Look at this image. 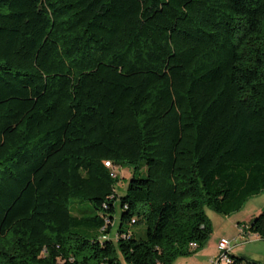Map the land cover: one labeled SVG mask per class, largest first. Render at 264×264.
<instances>
[{
    "label": "trees",
    "instance_id": "16d2710c",
    "mask_svg": "<svg viewBox=\"0 0 264 264\" xmlns=\"http://www.w3.org/2000/svg\"><path fill=\"white\" fill-rule=\"evenodd\" d=\"M262 192L264 0H0V264H174Z\"/></svg>",
    "mask_w": 264,
    "mask_h": 264
},
{
    "label": "rangeland",
    "instance_id": "374dc122",
    "mask_svg": "<svg viewBox=\"0 0 264 264\" xmlns=\"http://www.w3.org/2000/svg\"><path fill=\"white\" fill-rule=\"evenodd\" d=\"M115 169L117 170V175L120 177V182L116 189L118 195L121 197L127 193L129 180L133 172L130 168L125 166H117ZM139 175L145 176V170L142 169ZM89 206L90 204L87 202L77 203L74 205L73 209L75 213H78L79 209L88 208ZM116 208L117 211L114 215L115 223L112 234L116 244H118L115 235L120 226L122 214V207L119 199L116 201ZM263 209L264 192L252 197L241 210L229 215L219 213L207 207L206 213L213 226V233L208 243L209 246L202 248L193 255L178 257L174 264H214L221 256L219 242L222 238H228L232 241V255L257 264H264V238L258 237L255 234L246 235L242 229L246 228L252 219L260 215ZM144 229L145 226L143 224H139L134 228L137 232H142ZM223 264H226V262L223 261Z\"/></svg>",
    "mask_w": 264,
    "mask_h": 264
},
{
    "label": "built area",
    "instance_id": "2783aa9c",
    "mask_svg": "<svg viewBox=\"0 0 264 264\" xmlns=\"http://www.w3.org/2000/svg\"><path fill=\"white\" fill-rule=\"evenodd\" d=\"M106 165L108 167H112L111 162H106ZM115 175V174H113ZM244 230V228H242ZM192 246L196 247L197 244L193 243ZM219 249L221 250V256L220 258L214 262V264H223V261L226 262V264H229L232 259H231V253L233 251V244L232 241L228 238H222L219 242ZM104 264V263H102Z\"/></svg>",
    "mask_w": 264,
    "mask_h": 264
},
{
    "label": "crops",
    "instance_id": "0c3cea01",
    "mask_svg": "<svg viewBox=\"0 0 264 264\" xmlns=\"http://www.w3.org/2000/svg\"><path fill=\"white\" fill-rule=\"evenodd\" d=\"M209 246V244L207 245V247Z\"/></svg>",
    "mask_w": 264,
    "mask_h": 264
}]
</instances>
